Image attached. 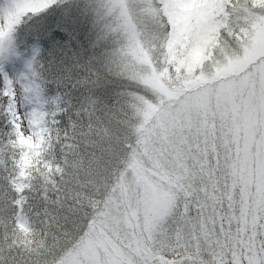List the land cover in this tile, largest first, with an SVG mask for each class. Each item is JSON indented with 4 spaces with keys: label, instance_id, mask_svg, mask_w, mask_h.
<instances>
[{
    "label": "snow or ice",
    "instance_id": "snow-or-ice-1",
    "mask_svg": "<svg viewBox=\"0 0 264 264\" xmlns=\"http://www.w3.org/2000/svg\"><path fill=\"white\" fill-rule=\"evenodd\" d=\"M0 264H264V0H0Z\"/></svg>",
    "mask_w": 264,
    "mask_h": 264
}]
</instances>
